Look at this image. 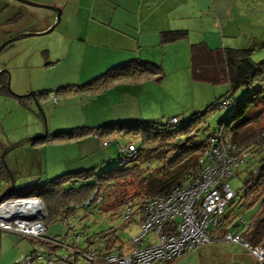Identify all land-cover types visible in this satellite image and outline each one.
Wrapping results in <instances>:
<instances>
[{
    "label": "rangeland",
    "instance_id": "1",
    "mask_svg": "<svg viewBox=\"0 0 264 264\" xmlns=\"http://www.w3.org/2000/svg\"><path fill=\"white\" fill-rule=\"evenodd\" d=\"M5 1L16 8L0 14V44L17 34L42 32H33L32 30L39 28V23L42 22L44 15L48 13L47 10L26 6L10 0H0L1 8L4 7L2 2ZM27 1L41 4L33 0ZM208 1L197 0L198 10L206 12L205 7ZM18 8L22 9L24 14L18 15ZM229 8L233 11V17L236 18L238 27L242 26L241 34L237 36L238 39H235L238 41L235 48L240 49L243 46H245L244 49L252 48V61L264 60V47L260 48L258 41H250V35L260 34L264 30V0H235V3L229 4ZM190 13L192 19L189 26L195 28L199 25L198 19L202 16L196 9L191 10ZM8 20H10V23L6 24ZM202 26L203 31L213 32L215 30L207 20L202 21ZM53 30L46 35L17 40L0 50V71L4 69L8 73L6 90L11 94L8 96L0 95V143L4 145L2 148L24 138L41 136L45 132L43 141H38L35 144L31 141L11 150L5 156V164L9 171L13 173V176H15L16 167H21L24 164L32 171L30 175L34 176L37 174L34 170V156L37 157L38 162V155H40L41 173L37 175V178L38 176L41 177L40 182L51 180L65 173L81 170L78 165L81 162L79 158L81 160L82 158L76 144L77 140L81 138L53 139L52 134L75 128H96L111 124L112 121L109 122L108 119L101 118H104L106 114H112L117 108L115 106L113 110L109 107L105 109V105H102L104 98L101 95L105 89L96 93L93 90L84 92L77 88L81 83L77 82V78L72 77V72H77L78 63H74V68L72 63H51L50 58L52 55L59 53L60 43V38ZM243 35H249L246 41L248 45H244L246 42L243 40ZM199 39V34L190 31V35L185 41H178L185 46L183 52L181 51V45L176 48L178 52L174 54V62L167 63V66L163 68L161 67V75L150 74L142 79L138 78V83L143 84L142 89L145 95V98L144 96L141 97L140 113L142 117H140L141 119L126 117L127 119L124 122L134 120L152 121L166 125L171 117L177 118L178 121H184L193 114L202 113L207 109L210 110L209 104L227 93L228 88L224 83L213 86L193 82L190 79L189 48L190 45L199 43ZM260 40V43L264 40V34ZM186 46H188L187 49ZM47 53L50 54L49 58H47ZM65 65L70 66L68 68L70 72L61 76L66 71ZM83 66L89 68L91 63H83ZM89 78L92 79L94 76ZM30 92H33L34 95L41 92V95L36 97L34 101L25 97L19 101L15 97ZM245 93L246 90L241 89L234 97L241 98ZM115 95L116 92L113 91L111 98ZM148 96L150 102L147 103L145 99ZM113 104L111 103L110 107ZM38 108L43 115L44 122L39 115ZM232 111V106L214 112L209 111L204 117L205 125L196 136L192 137L191 143L205 142L208 136H216L213 134L216 132V121L220 117L230 115ZM257 118L252 124L253 127L264 126V109ZM106 138H108V141H105L107 146L99 148L104 153L106 162L97 167V174L121 166L122 158L126 155L116 150L117 144L122 147L125 146L126 142L127 144H137L136 140L127 135L115 136L112 139ZM89 157L85 159H89ZM261 165L260 158L252 156L243 160L236 169L232 170L231 176L226 182L231 190L238 194L225 206L218 220L224 218L231 220L232 225L238 226V230L242 229V223L244 225L248 223L249 218L255 212L256 206L249 207L250 202L244 201L242 186L248 178L257 173L253 172L258 170ZM88 168L87 166L84 167V169ZM32 178H29L27 182H33ZM128 193H131V190ZM123 210L122 207L111 210L104 209L102 206L75 209L68 217L63 219L64 222L46 221L43 226L45 228L43 236L73 246L75 250L81 253L84 252V249L92 248L98 252V249L103 246V242H95L96 235L112 230L116 238L114 247L118 249L113 251L126 253L128 251V241L132 236L139 233V228L137 216L132 215L130 219L124 220ZM231 232L234 233L235 230L230 229L229 233ZM88 238L95 242L89 248L86 243ZM147 238L149 236L144 237L145 242ZM151 243H155L154 239ZM35 245L41 247V249L46 248L40 242L22 239L13 233L2 232L0 237V264H11L20 254L29 253ZM142 245L144 244L142 243ZM215 246L210 245L196 251L185 252L181 257L170 263L154 262L152 264H205L206 261L209 264L212 263V260H207L208 256L219 249H224L231 254L241 252L238 246L222 245L217 248ZM41 253L44 254L43 251ZM58 253L60 254L59 250ZM76 259L75 264H85L80 255H76ZM72 260L74 258H70V261ZM39 263L45 264V258H42Z\"/></svg>",
    "mask_w": 264,
    "mask_h": 264
},
{
    "label": "trees",
    "instance_id": "2",
    "mask_svg": "<svg viewBox=\"0 0 264 264\" xmlns=\"http://www.w3.org/2000/svg\"><path fill=\"white\" fill-rule=\"evenodd\" d=\"M8 23L10 20L6 22ZM186 38L185 31L161 34L162 42H177ZM259 47H264V40ZM252 53V48L211 50L203 43L190 45V79L193 82L213 86L224 83L228 88L225 95L209 104L210 110L193 114L184 121L177 120L174 125L134 120L54 133L52 134L53 139H75L87 136L112 138L127 135L137 141L136 145L133 143L136 152L128 160L126 156L123 157L121 166L117 168L97 174V167H99L97 166L65 173L44 182L34 181L14 188L4 200L29 197L40 199L44 208L43 226L46 221L64 222L63 219L75 209L89 206H102L104 209L111 210L117 207L124 209L128 206L131 211L130 217L137 216L139 226L145 216L143 205L148 200L155 196H163L189 181L191 173L197 168L199 154L211 136H208L205 142L200 141L199 143H191V139L202 130L206 114L209 111L220 110L219 103L229 100L230 105L227 107L232 106L233 111L230 115L220 117L216 121V132L213 134L234 146L238 152H245L250 157L260 158L262 165L257 173L248 178L242 186L244 201L250 202L249 207L254 205L256 208L248 223L245 225L242 223L240 230L237 229V225H232L231 220L219 219L216 226L210 228L209 238L219 240L222 234L229 233L231 229L235 230L233 234L239 235L249 246L264 249V126L254 128L252 125L264 109V60L253 62ZM150 74L161 75V68L156 64L132 60L113 66L77 88L84 92L93 90L99 93L117 77L135 76L142 79ZM241 89L246 90L245 95L235 98L234 95ZM0 95H11L6 90L5 73L0 74ZM40 95L41 92L35 93V98ZM16 98L19 101L23 99V97ZM25 98L31 99L30 97ZM43 140L35 139L32 143ZM0 182L7 183V175L1 163ZM129 190L131 193H128ZM162 231L163 233L172 231L168 222L162 224ZM1 233L0 231V237ZM46 239L60 243L52 238ZM97 241L103 242V246L98 249L101 255L115 249L118 250L114 247L116 238L112 230L97 234L95 242ZM95 242H92L91 238L86 239L88 248ZM219 244L225 245L220 242L211 245H216L217 248L222 246ZM45 247L50 251L57 250L56 247L50 245ZM87 250L89 249L83 251ZM240 251V253L231 254L224 249H219L209 255L207 260H212L209 264H255L243 249L240 248ZM70 258L74 260L70 261ZM68 259L69 264H75L77 260L74 254L69 255ZM205 264L208 262L206 261Z\"/></svg>",
    "mask_w": 264,
    "mask_h": 264
},
{
    "label": "crops",
    "instance_id": "3",
    "mask_svg": "<svg viewBox=\"0 0 264 264\" xmlns=\"http://www.w3.org/2000/svg\"><path fill=\"white\" fill-rule=\"evenodd\" d=\"M33 1L60 9V20L54 28L60 38L59 53L53 54L50 61L51 63H72L73 68L74 63H78V70L72 72V77L77 78V82L81 84L90 81L91 76L94 78L99 76L104 69L109 70L113 66L132 60L156 64L160 68L167 66V63H173L174 54L178 52L176 48L181 44L178 41L162 42L161 34L164 32L185 31L188 38L190 31H193L200 35L199 43H203L208 49L215 50L237 49L235 47L238 41L235 39H238L237 36L242 31V26L238 27L233 11L229 8V4L235 3V0H209L205 7L206 12L198 10L197 0ZM2 4L5 8L0 6V14L16 8L8 1ZM194 9L200 12L202 17L197 18L199 25L191 28L189 26L192 19L190 11ZM17 10L20 14H24L22 9ZM47 12L39 23V28L32 30L33 32L44 31L53 23L54 14ZM25 13L28 12L25 11ZM203 20L210 22L215 30L203 31ZM263 34L264 30L260 34L250 35V41H258L259 45ZM248 36L243 35L244 42L247 41ZM247 43L244 45H248ZM181 46L183 52L185 46ZM244 48L245 46L240 49ZM47 54L49 58L50 54ZM83 63H91V67L86 68ZM69 67L65 65L66 71L61 76L70 72ZM137 80V77L129 76L117 77L110 82L101 95L104 98L102 105H105V109L109 107L113 110L115 106L117 108L112 114H106L101 119H108L109 122L112 121L111 123L124 122L126 117L141 119V97L145 98V95L142 89L143 84H139ZM113 91L116 95L111 98ZM145 100L147 103L150 102L149 96ZM111 103L114 104L110 107ZM107 139L105 136H87L77 140L76 144L82 158V160L79 158L80 169H84L85 166L97 167L106 162L104 153L99 148L107 146L105 142L108 141ZM3 146L0 143V152ZM38 156V162L37 157L34 156L36 175H30L32 171L26 164L16 167L15 176L12 175L14 188L32 183L27 182L31 177L33 182L39 181L41 177L37 178V175H40L41 169L40 155ZM87 157L89 159H85ZM6 188L7 183L0 182V192Z\"/></svg>",
    "mask_w": 264,
    "mask_h": 264
},
{
    "label": "built area",
    "instance_id": "4",
    "mask_svg": "<svg viewBox=\"0 0 264 264\" xmlns=\"http://www.w3.org/2000/svg\"><path fill=\"white\" fill-rule=\"evenodd\" d=\"M229 105V100H223L218 108ZM176 123L175 117L168 120L169 125ZM206 144L199 154L197 168L191 173L186 184L163 196H155L143 205L145 216L138 226L139 233L128 241L126 253L112 250L101 255L93 248L81 253L73 246L46 239L43 236L42 224L44 208L40 199H3L0 203L1 232L13 233L22 239L57 248L56 251H50L35 245L29 253L20 254L11 264H40L42 258H45V264H69L68 256L73 254L80 255L85 264L168 263L178 259L185 252L196 251L215 242L238 246L255 264H263L264 249L249 246L239 235L224 233L219 240L209 238L210 228L216 226L225 206L237 195L226 181L230 178L232 170L250 156L245 152H238L234 146L217 136L208 138ZM116 150L126 155V160L136 152L133 144H125L124 147L117 144ZM130 213V208L125 206L124 220L129 219ZM165 222L170 225L171 232L163 233L162 224ZM145 236H149L146 242ZM153 239L155 243L152 244Z\"/></svg>",
    "mask_w": 264,
    "mask_h": 264
},
{
    "label": "water",
    "instance_id": "5",
    "mask_svg": "<svg viewBox=\"0 0 264 264\" xmlns=\"http://www.w3.org/2000/svg\"><path fill=\"white\" fill-rule=\"evenodd\" d=\"M10 1H14V2H17L19 4H23V5H26V6H30V7H35V8H42V9H45L47 11H50L54 14V21L53 23L47 28L45 29L44 31L42 32H39V33H21V34H17L5 41H3L1 44H0V50L4 47H6L7 45H9L10 43L12 42H15L17 40H20V39H23V38H26V37H32V36H42V35H46L48 33H50L56 26L57 24L59 23V20H60V9L53 6V5H44V4H36V3H33V2H30V1H27V0H10ZM2 73H5L6 74V88H7V85H8V73L6 70H1L0 71V74ZM18 98H21V97H30L31 99H35V95L33 92H30L26 95H23V96H16ZM35 104H37L35 102ZM38 111H39V115L40 117H42V121L44 122V119H43V115L40 111V109L38 108ZM44 139L45 138V132L41 135V136H37V137H29V138H24V139H21L15 143H12L4 148H2L1 152H0V163L7 175V188L0 192V203L1 201H3V199L5 198V196H7L8 194H10L13 190H14V179H13V176L11 174V172L9 171V169L7 168L6 164H5V156L13 149L17 148L18 146H21L23 144H26L28 142H31L35 139Z\"/></svg>",
    "mask_w": 264,
    "mask_h": 264
}]
</instances>
